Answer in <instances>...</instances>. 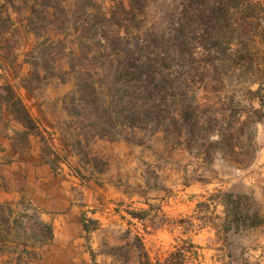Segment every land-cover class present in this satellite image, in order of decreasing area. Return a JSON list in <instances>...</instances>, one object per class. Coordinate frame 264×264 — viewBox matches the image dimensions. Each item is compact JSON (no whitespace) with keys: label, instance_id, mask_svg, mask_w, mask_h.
<instances>
[{"label":"trees","instance_id":"1","mask_svg":"<svg viewBox=\"0 0 264 264\" xmlns=\"http://www.w3.org/2000/svg\"><path fill=\"white\" fill-rule=\"evenodd\" d=\"M29 1L8 0L13 8L30 9L32 30L51 25L57 32H65V39L73 18L63 0ZM84 1L76 6L84 18L79 17L81 27L75 22L76 29L80 28L79 45L66 54L68 68L55 62L66 48L64 39L46 36L27 55L32 70L25 84L32 87L52 77L61 81L73 78L74 87L64 96L69 117L67 143L82 155L84 166L94 169L102 160L89 151L95 138L142 144L158 131L201 168L216 158L239 169L253 162L258 151L256 124L264 117V68L260 66L264 61L257 46V38L264 33V0H111L107 10L99 4L94 7L92 0ZM50 8L55 13L51 19L47 16ZM10 25L9 15L0 8V35ZM13 46L7 39L0 49L10 57ZM252 84L257 86L252 89ZM4 110L25 127L18 135L21 145L31 132L43 139L36 121L8 83L0 85V114ZM42 152L53 154L45 142ZM58 157L53 154L49 159L54 168ZM210 196L214 205V197H218L223 209L208 219L225 237L229 231L240 234L264 226V212L247 203L249 195L217 190ZM210 205L199 201L196 207L209 209ZM128 213L142 218L138 211ZM25 217L29 215L23 213L19 218ZM92 222L83 221L84 228ZM34 223L40 232H32L30 240L52 236L49 224L36 217ZM185 249L178 247L154 262L145 250L139 261L187 264ZM241 264L248 262L242 258Z\"/></svg>","mask_w":264,"mask_h":264},{"label":"rangeland","instance_id":"2","mask_svg":"<svg viewBox=\"0 0 264 264\" xmlns=\"http://www.w3.org/2000/svg\"><path fill=\"white\" fill-rule=\"evenodd\" d=\"M32 1L30 0L29 4ZM79 1L63 0L68 16L73 18L71 21L73 25L65 30L66 38L64 39L65 32L63 34L58 32V36L51 34L55 41L57 39L65 41L66 48L62 53L60 52V58L55 62L66 63L67 67V52L70 48L78 50L79 45L77 35L80 33V28L76 29L75 22H78V26L81 27L80 18H84V15L80 13L81 10L76 12ZM15 4L20 5V2L17 1ZM84 4H87L86 0ZM92 4L94 7L98 4L102 5L107 10L112 1L92 0ZM88 12L94 13L95 9L88 8ZM47 16L50 19L55 16L52 8L48 10ZM77 17L80 18L77 19ZM76 19L79 21H75ZM48 29L51 30L50 33L55 31L51 25H48L38 32L42 33ZM257 39L260 56L264 61V33ZM54 57L57 56L54 54ZM260 66L264 68V62ZM52 84L54 86L47 93L46 85L41 86L36 91L35 97L54 109L57 112L58 121L64 122L66 127V120L69 118L64 120L66 111L64 94L72 91L73 78L63 84L62 89L57 83ZM256 86L257 84H252L251 88L254 89ZM261 94L264 102V88ZM117 142L124 143L121 150L116 145ZM255 142L258 146L257 159L259 157L261 160L264 158V117L256 124ZM73 151L81 160L82 155L74 149ZM89 151L102 160L94 169L91 165L89 168L84 166L85 175L100 183L102 181L98 178L105 176L117 183L124 193V197L114 201L108 210H102L106 207L99 206V211H104L101 213L104 222L113 224L102 228L98 233L101 240H104L101 249L105 253L120 256L125 264H138L140 255L145 250L149 251V256L152 261H155V255L164 258L171 251L182 247L186 248L187 264H241L242 258H245L248 264H264V226L240 234L229 231L225 237L224 232L216 229L208 219L221 214L223 209L220 199L214 197V202H217L214 205L210 195L217 190L226 192V183L234 179L233 176L226 174L225 170L239 168L221 158H216L208 167H198L195 159L187 152L172 147L170 142H166L160 131L149 136L142 144L95 138ZM249 166L246 168L248 169ZM100 168L104 170L98 172ZM242 194L251 197V200L247 201L248 204L253 203V206L260 207L261 213L264 212V183L260 198H254L249 192ZM199 201L211 203L210 208L201 209L204 208L203 206L197 208ZM131 210L138 211L142 218L133 217L128 213ZM27 214L29 217L22 220L18 218L13 228L16 239L28 241L32 237V232H40V228L34 223L35 217L38 218L37 214L33 211H28ZM5 230L9 232L8 227ZM141 237L144 240V246L141 245ZM4 258L0 256V264L9 261ZM102 262L115 264L112 259H103ZM15 264L29 263L24 260H15Z\"/></svg>","mask_w":264,"mask_h":264},{"label":"crops","instance_id":"3","mask_svg":"<svg viewBox=\"0 0 264 264\" xmlns=\"http://www.w3.org/2000/svg\"><path fill=\"white\" fill-rule=\"evenodd\" d=\"M0 8H4V13L11 20L10 27L0 35V44L7 39L14 44L10 57L0 49V85H12L44 135L42 139L39 133L31 132L25 144L21 145L18 135L25 129L24 125L6 110L0 114V256L9 260L5 264H15V260H24L29 264H106L102 262L103 259L125 264L120 256L102 251L104 240L98 234L102 228L113 225L104 222L101 215L104 211H99V206L106 207L102 210H108L114 201L124 197L122 189L105 176L98 178L102 181L100 183L85 175L82 161L67 143L65 123L58 121L54 109L35 97L41 86L46 85L47 93L54 86L52 83H57L62 89L63 84L71 78L61 81L58 77H52L32 87L25 85L29 83L32 70L31 63L26 60L27 55L46 36L53 39L52 35L58 36V32L32 30L28 24L30 9L27 7L16 9L8 0H0ZM56 64L63 69L68 68L66 63ZM67 118L65 111L64 120ZM44 142L53 154L59 156L55 168L49 163L53 154L45 155L42 152ZM116 145L121 150L124 143L117 142ZM257 154L248 169L225 170L226 174L234 177L230 183H226V191L239 194L249 192L254 198L262 196L264 158L257 159ZM28 211H33L40 220L51 226L50 238L24 241L14 237L15 219ZM88 219L93 222L86 229L83 221ZM6 227L9 232H6ZM140 240L144 246L143 238ZM26 250L34 255L28 256ZM146 252L149 254L148 250ZM156 258L160 261L164 259L158 255L154 256V260Z\"/></svg>","mask_w":264,"mask_h":264}]
</instances>
